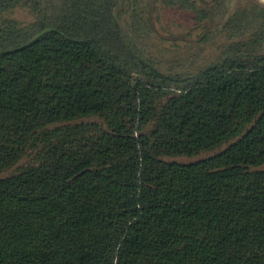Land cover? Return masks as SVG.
Returning <instances> with one entry per match:
<instances>
[{
	"label": "trees",
	"instance_id": "1",
	"mask_svg": "<svg viewBox=\"0 0 264 264\" xmlns=\"http://www.w3.org/2000/svg\"><path fill=\"white\" fill-rule=\"evenodd\" d=\"M0 264H264V3L0 0Z\"/></svg>",
	"mask_w": 264,
	"mask_h": 264
},
{
	"label": "rangeland",
	"instance_id": "2",
	"mask_svg": "<svg viewBox=\"0 0 264 264\" xmlns=\"http://www.w3.org/2000/svg\"><path fill=\"white\" fill-rule=\"evenodd\" d=\"M262 1V0H260ZM263 2V1H262ZM17 18L23 21H29V17L22 11L14 14ZM172 20L166 21L164 23V29H161V33L169 34V36H164L168 40H165V43H161L158 39L154 41V51L159 54H163V56L169 58L172 61L177 63L186 62L190 57L195 58L198 56L193 47L190 44H193L195 40H193L190 36H188V28L190 27V23H188L189 15L181 14L177 17L171 12ZM169 32V33H168ZM166 52H164V51ZM191 65H184V69H190Z\"/></svg>",
	"mask_w": 264,
	"mask_h": 264
},
{
	"label": "bare ground",
	"instance_id": "3",
	"mask_svg": "<svg viewBox=\"0 0 264 264\" xmlns=\"http://www.w3.org/2000/svg\"><path fill=\"white\" fill-rule=\"evenodd\" d=\"M262 1H264V0H262Z\"/></svg>",
	"mask_w": 264,
	"mask_h": 264
},
{
	"label": "water",
	"instance_id": "4",
	"mask_svg": "<svg viewBox=\"0 0 264 264\" xmlns=\"http://www.w3.org/2000/svg\"><path fill=\"white\" fill-rule=\"evenodd\" d=\"M263 3H264V1H263Z\"/></svg>",
	"mask_w": 264,
	"mask_h": 264
}]
</instances>
